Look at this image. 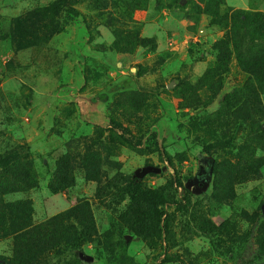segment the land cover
Wrapping results in <instances>:
<instances>
[{"label": "rangeland", "instance_id": "rangeland-1", "mask_svg": "<svg viewBox=\"0 0 264 264\" xmlns=\"http://www.w3.org/2000/svg\"><path fill=\"white\" fill-rule=\"evenodd\" d=\"M246 27L264 44V0H0V154L25 157L33 185L1 200L56 224L0 225V264H264L258 49L247 37L216 63ZM135 180L163 199L143 236Z\"/></svg>", "mask_w": 264, "mask_h": 264}, {"label": "trees", "instance_id": "trees-1", "mask_svg": "<svg viewBox=\"0 0 264 264\" xmlns=\"http://www.w3.org/2000/svg\"><path fill=\"white\" fill-rule=\"evenodd\" d=\"M74 12V9H70ZM247 13L241 15L240 19L242 22L247 23L248 19L246 17ZM260 23V22H258ZM238 30L229 31L225 37H223L217 46V56L216 63L217 66L224 67L229 60L231 48L236 50L239 46H242L243 41L248 37L250 40L251 49H258L253 56L252 61H250V66L246 69L248 75L252 80L256 82L258 88L261 89V92H264V44L257 45L256 40H258L259 31L255 29H248L246 27L244 31L239 34ZM262 49L263 51H261ZM241 57L240 51L237 53ZM240 57L238 62L240 63ZM244 67V66H243ZM210 151L207 147H204L201 151V157L198 160L199 170L206 164L209 165V168L212 170L211 174H217V167L219 164L214 159L213 156H210ZM211 158H208V157ZM25 157L19 154H12L11 152L0 154V168L4 171H0V225L6 226V228L14 227V232L19 233L18 237L25 235L27 232H33V234L38 232H43L46 236L51 237V232L55 229L56 224L49 222L45 225L50 226L49 228L45 225L37 226L32 225V207L28 201H16L13 203H5L1 198L9 193L18 192L24 188H30L33 185H29L26 181L23 180V174L28 175V169L30 170L29 165L27 164ZM169 166V163H168ZM216 185H221V179L214 182ZM215 186L214 191L216 193L220 192V188ZM126 193L130 198L134 199V208L132 210H137L133 217L136 222H140L144 229V233L138 232L139 236L148 234L152 228L146 224H151L153 228H156V225H159L162 214L158 210V206L163 204V199L160 197L159 193L155 190L147 189L146 187H141V183L135 180L126 184ZM75 214H79L80 218L79 223L82 222H92V216L90 211L87 208V205L80 204L75 208ZM155 223V225H154ZM25 233V234H24ZM42 236V235H41ZM34 238H39L34 235Z\"/></svg>", "mask_w": 264, "mask_h": 264}, {"label": "water", "instance_id": "water-1", "mask_svg": "<svg viewBox=\"0 0 264 264\" xmlns=\"http://www.w3.org/2000/svg\"><path fill=\"white\" fill-rule=\"evenodd\" d=\"M160 168L159 167H154V166H148V167H145L143 169V172H146V171H150V172H154V173H157V172H160Z\"/></svg>", "mask_w": 264, "mask_h": 264}]
</instances>
